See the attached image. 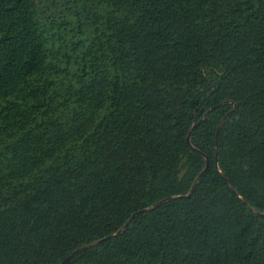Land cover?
Here are the masks:
<instances>
[{
	"label": "trees",
	"instance_id": "16d2710c",
	"mask_svg": "<svg viewBox=\"0 0 264 264\" xmlns=\"http://www.w3.org/2000/svg\"><path fill=\"white\" fill-rule=\"evenodd\" d=\"M171 196L65 264H264V0H0V264Z\"/></svg>",
	"mask_w": 264,
	"mask_h": 264
},
{
	"label": "water",
	"instance_id": "95a60500",
	"mask_svg": "<svg viewBox=\"0 0 264 264\" xmlns=\"http://www.w3.org/2000/svg\"><path fill=\"white\" fill-rule=\"evenodd\" d=\"M213 109H214V108L209 109L208 112L206 113V115L209 114ZM204 118H205V116H204L199 122H197L196 124H194V126L191 128V130H190V132H189V134H188V141H189V142L191 141V137H192V133H193L194 129L197 127V125H198L199 123H201V122L203 121ZM224 120H225V118H224ZM224 120L221 122V124H220V126H219V128H218V130H217V137H216V143H217V145H218V140H219L220 129H221V126H222ZM208 166H209V159L207 158V166H206L205 169L199 174V176H198L197 179H196L195 184L193 185V187H192L190 193L187 194V196H190V195L194 192V190H195V188H196V186H197L199 180H200L201 177L203 176L204 172L207 170ZM176 197H178V196H171V197L165 198V199H163V200L157 202L156 204H154V205H152V206H150V207H148V208H145V209L139 210L138 212L134 213V214L132 215V217L128 220V222H126L125 225H124L122 228H120L116 233H114V234L109 235V236H107V237H104V238H102V239H100V240H97V241H95V242H93V243H90V244L84 245V246H82V247L76 249V250H75L74 252H72L67 258H65V260H64L61 264H65V263H66L67 261H69L72 257H74L75 255L79 254L80 252H82V251H84V250H86V249H89V248H91V247H93V246H96V245H98V244H100V243H103V242L107 241L108 239H111V238H114V237L119 236V235H120V234H121V233H122V232H123V231H124L129 225H130V224H131V222L133 221V219H134L137 215H139V214H141V213H144V212H146V211L152 210V209L158 207L159 205H161L162 203H164V202H166V201H169V200H171V199H174V198H176Z\"/></svg>",
	"mask_w": 264,
	"mask_h": 264
}]
</instances>
